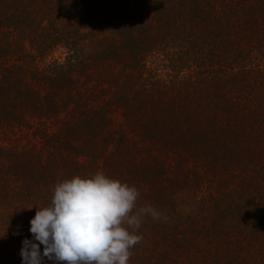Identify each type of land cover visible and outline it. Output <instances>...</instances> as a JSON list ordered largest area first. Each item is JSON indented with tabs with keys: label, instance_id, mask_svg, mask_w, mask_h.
Here are the masks:
<instances>
[{
	"label": "trees",
	"instance_id": "trees-1",
	"mask_svg": "<svg viewBox=\"0 0 264 264\" xmlns=\"http://www.w3.org/2000/svg\"><path fill=\"white\" fill-rule=\"evenodd\" d=\"M98 171L161 214L129 264H264V0H0V264Z\"/></svg>",
	"mask_w": 264,
	"mask_h": 264
},
{
	"label": "clouds",
	"instance_id": "clouds-1",
	"mask_svg": "<svg viewBox=\"0 0 264 264\" xmlns=\"http://www.w3.org/2000/svg\"><path fill=\"white\" fill-rule=\"evenodd\" d=\"M139 197L135 186L99 171L58 182L50 205L29 221L32 239L21 242L22 264H129L144 218L161 216L152 206L137 207Z\"/></svg>",
	"mask_w": 264,
	"mask_h": 264
}]
</instances>
